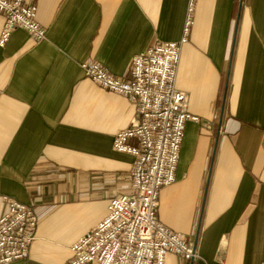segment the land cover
<instances>
[{"label":"crops","instance_id":"crops-1","mask_svg":"<svg viewBox=\"0 0 264 264\" xmlns=\"http://www.w3.org/2000/svg\"><path fill=\"white\" fill-rule=\"evenodd\" d=\"M187 1L34 0L45 39L15 28L0 46V217L10 197L38 220L26 257L8 264H66L110 198L130 193L134 158L112 141L135 105L80 64L126 80L134 56L180 40ZM175 85L198 121L156 216L199 258L164 264H264V0H197Z\"/></svg>","mask_w":264,"mask_h":264},{"label":"built area","instance_id":"built-area-1","mask_svg":"<svg viewBox=\"0 0 264 264\" xmlns=\"http://www.w3.org/2000/svg\"><path fill=\"white\" fill-rule=\"evenodd\" d=\"M197 0H188L182 35L177 42H156L134 56L126 80L94 62L80 64L84 76L102 89L123 95L135 105L129 126L113 136L116 152L133 156L130 193L110 198L106 216L71 247L66 264H164L167 253L188 263L198 252L192 241L172 232L156 216L158 195L175 182L184 127L198 121L187 111V97L176 88L180 51L188 40ZM34 0H0L4 25L0 46L15 28L33 39H45L36 21ZM0 217V264L26 257L35 239L38 220L34 208L3 197Z\"/></svg>","mask_w":264,"mask_h":264}]
</instances>
